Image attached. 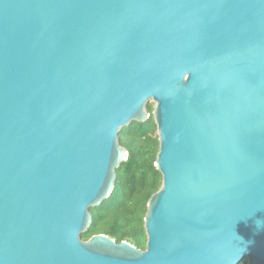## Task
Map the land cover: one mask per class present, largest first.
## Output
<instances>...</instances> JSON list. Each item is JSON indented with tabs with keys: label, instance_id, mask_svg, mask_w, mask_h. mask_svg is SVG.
<instances>
[{
	"label": "water",
	"instance_id": "water-1",
	"mask_svg": "<svg viewBox=\"0 0 264 264\" xmlns=\"http://www.w3.org/2000/svg\"><path fill=\"white\" fill-rule=\"evenodd\" d=\"M150 104L147 248L85 241ZM246 259L264 264V0H0V264Z\"/></svg>",
	"mask_w": 264,
	"mask_h": 264
},
{
	"label": "trees",
	"instance_id": "trees-1",
	"mask_svg": "<svg viewBox=\"0 0 264 264\" xmlns=\"http://www.w3.org/2000/svg\"><path fill=\"white\" fill-rule=\"evenodd\" d=\"M151 117L144 123L134 122L120 133V143L130 154L129 160L117 170L112 196L100 207L91 208L92 224L82 235L85 241L95 235H108L117 242L128 241L146 250L144 227L148 203L162 187V174L155 167L159 152L157 126L152 105ZM246 264V263H244Z\"/></svg>",
	"mask_w": 264,
	"mask_h": 264
},
{
	"label": "rangeland",
	"instance_id": "rangeland-1",
	"mask_svg": "<svg viewBox=\"0 0 264 264\" xmlns=\"http://www.w3.org/2000/svg\"><path fill=\"white\" fill-rule=\"evenodd\" d=\"M150 105H152L153 107H155L154 104H150ZM244 263H246V264H251V261H250V259H246ZM244 263H243V264H244Z\"/></svg>",
	"mask_w": 264,
	"mask_h": 264
},
{
	"label": "clouds",
	"instance_id": "clouds-1",
	"mask_svg": "<svg viewBox=\"0 0 264 264\" xmlns=\"http://www.w3.org/2000/svg\"><path fill=\"white\" fill-rule=\"evenodd\" d=\"M186 79H187V77H186ZM262 226V223L261 222H257V227L259 228V227H261ZM233 264H235V262H233Z\"/></svg>",
	"mask_w": 264,
	"mask_h": 264
}]
</instances>
